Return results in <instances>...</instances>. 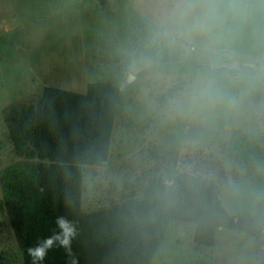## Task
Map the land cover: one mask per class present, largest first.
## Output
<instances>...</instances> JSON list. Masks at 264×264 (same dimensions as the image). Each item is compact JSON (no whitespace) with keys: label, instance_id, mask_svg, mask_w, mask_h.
I'll return each instance as SVG.
<instances>
[{"label":"rangeland","instance_id":"obj_1","mask_svg":"<svg viewBox=\"0 0 264 264\" xmlns=\"http://www.w3.org/2000/svg\"><path fill=\"white\" fill-rule=\"evenodd\" d=\"M0 0V177L30 173L14 153L3 110L35 104L44 87L120 89L109 153L82 166L81 209L143 198L153 178L189 173L216 182L230 215L264 222V23L225 42L201 31L205 0ZM264 13L260 0H251ZM195 58L207 69H189ZM237 63L236 69L222 64ZM173 222L149 264H264V246L217 229L211 248ZM0 264H23L0 180Z\"/></svg>","mask_w":264,"mask_h":264},{"label":"trees","instance_id":"obj_2","mask_svg":"<svg viewBox=\"0 0 264 264\" xmlns=\"http://www.w3.org/2000/svg\"><path fill=\"white\" fill-rule=\"evenodd\" d=\"M185 64L209 68L195 58ZM119 97L109 81L88 84L84 94L44 87L35 104L3 110L14 153L40 161L30 173L5 169L0 177L23 264H32L27 250L56 230L57 217L75 226L71 256L54 247L44 264H149L173 222L193 224V241L201 247H213L220 228L245 233L263 247L264 222L230 215L216 182L189 173L153 178L140 200L82 212V166L106 162ZM262 143L264 158V137Z\"/></svg>","mask_w":264,"mask_h":264},{"label":"clouds","instance_id":"obj_3","mask_svg":"<svg viewBox=\"0 0 264 264\" xmlns=\"http://www.w3.org/2000/svg\"><path fill=\"white\" fill-rule=\"evenodd\" d=\"M260 4L264 5V0H260ZM258 22L264 23V13L257 14L251 7V0H205L200 27L211 41L220 43L235 38ZM55 225L56 230L27 250L32 264H44L54 247L63 248L71 256V244L76 235L74 224L57 217ZM71 264H76L75 259Z\"/></svg>","mask_w":264,"mask_h":264},{"label":"water","instance_id":"obj_4","mask_svg":"<svg viewBox=\"0 0 264 264\" xmlns=\"http://www.w3.org/2000/svg\"><path fill=\"white\" fill-rule=\"evenodd\" d=\"M220 67L222 68H229V69H236L238 67L237 63H233V64H222L220 65Z\"/></svg>","mask_w":264,"mask_h":264}]
</instances>
